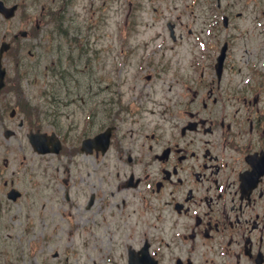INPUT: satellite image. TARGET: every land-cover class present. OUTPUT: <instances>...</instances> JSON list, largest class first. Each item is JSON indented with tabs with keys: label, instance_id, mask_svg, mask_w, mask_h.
Returning <instances> with one entry per match:
<instances>
[{
	"label": "flooded vegetation",
	"instance_id": "obj_1",
	"mask_svg": "<svg viewBox=\"0 0 264 264\" xmlns=\"http://www.w3.org/2000/svg\"><path fill=\"white\" fill-rule=\"evenodd\" d=\"M0 1L8 7L0 10V46L8 44L0 52L6 71L0 130H37L39 120L29 126L19 95L24 50L29 43L40 48L41 36L58 46L66 38L69 52L58 47L50 67H88L86 55L71 51L82 31L69 36L59 30L77 0ZM198 1L197 16L208 23L189 30L195 52L187 71L178 69L176 90L169 85L140 101L142 92L131 87L140 100L124 103L121 67L117 84L102 98L103 77L52 79L48 132L55 140L50 146L58 138L61 149L50 155L64 166V182L72 177L84 183L86 208L96 202L105 169L113 165L115 174L108 177L124 192L116 198L124 220L135 226L139 216L145 224L139 246L148 243L159 264H264V0H242L241 6L237 0ZM50 24L56 29L44 30ZM144 65L154 69L143 56L132 75L147 71L153 80L156 74ZM147 111L158 118L146 117ZM1 182L7 190L16 187L14 178ZM1 254L11 259L4 248Z\"/></svg>",
	"mask_w": 264,
	"mask_h": 264
},
{
	"label": "rangeland",
	"instance_id": "obj_2",
	"mask_svg": "<svg viewBox=\"0 0 264 264\" xmlns=\"http://www.w3.org/2000/svg\"><path fill=\"white\" fill-rule=\"evenodd\" d=\"M194 1H75L68 29H76L78 34L82 31V35L78 36L79 51L87 47L90 53L85 55L89 59L91 57V65L83 67L82 62L76 68L67 69L66 77H103L102 98L103 92L113 87L123 61L120 87L122 93H126L124 103L128 99L140 100L135 97L131 87L142 92L140 101L159 95L169 85L176 90L178 69L187 71L195 52L194 34L187 31L207 26L202 17L197 16L200 6H192ZM239 2L241 6L243 1ZM170 21L176 23V39L170 34ZM46 28L52 29V25ZM75 33L70 32L69 36ZM40 39L47 41L44 36ZM25 40L31 42L33 39ZM61 40L63 48L68 50L66 38ZM52 44L53 48L43 44L35 50L32 47L34 44L26 47L25 65L20 69L24 75L19 95L32 107L42 110L39 121L44 129H50L47 113L49 97L44 90L48 91L47 83L54 77L48 65L59 54L56 52L58 44ZM132 45L135 48L125 54ZM29 49L34 52L33 55L29 54ZM143 56L154 63V69L152 65H144L156 73L153 80H147L144 75H132L134 66ZM160 69L161 72H158ZM107 84L110 86L105 87ZM116 84L117 81L114 82ZM151 105V101H147L148 108ZM145 115L158 118L152 111H147ZM14 128L17 133L9 141L0 130V264H127V248L130 245L139 246L144 238L142 230H145V224L140 222L139 216L135 226L133 219L124 220L123 209L116 201L124 192L116 191V182L112 181L114 178L105 177L106 182L97 194L94 206L87 209L85 194L88 190L80 191V185L84 183L78 184L72 178L68 184H64L61 181L65 176L64 168L50 155H40L33 150L26 129ZM5 159L8 160L7 165ZM58 165L61 168L55 172ZM106 173L108 176L115 174V167L110 165L105 169ZM52 174L56 176L53 178ZM2 177L15 179L16 186L24 192L21 199L15 202L7 199ZM66 192L70 194L68 199ZM133 229L134 236L131 235ZM3 247L4 254H9L11 259L2 258ZM14 253L19 256L17 262Z\"/></svg>",
	"mask_w": 264,
	"mask_h": 264
},
{
	"label": "water",
	"instance_id": "obj_3",
	"mask_svg": "<svg viewBox=\"0 0 264 264\" xmlns=\"http://www.w3.org/2000/svg\"><path fill=\"white\" fill-rule=\"evenodd\" d=\"M2 8V7H0ZM3 76H4V73H3V70L0 69V87L2 86L3 84ZM7 135H10V131H8L6 133ZM40 136V138H39ZM30 139H31V142L32 144L34 145V147L39 150V151H42V152H45V151H48L49 149L47 148V145L45 143V133L43 134H31L30 135ZM17 195V192L16 191H13V192H10V196L12 197H16ZM129 264H156L155 262H151V260L145 258V257H142V258H135L133 255L130 256V259H129Z\"/></svg>",
	"mask_w": 264,
	"mask_h": 264
}]
</instances>
